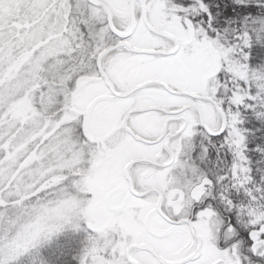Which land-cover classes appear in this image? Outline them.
Segmentation results:
<instances>
[{"label":"snow or ice","instance_id":"1","mask_svg":"<svg viewBox=\"0 0 264 264\" xmlns=\"http://www.w3.org/2000/svg\"><path fill=\"white\" fill-rule=\"evenodd\" d=\"M0 264H264V0H0Z\"/></svg>","mask_w":264,"mask_h":264}]
</instances>
